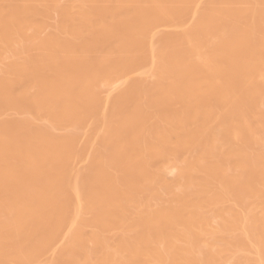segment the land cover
<instances>
[{
    "label": "bare ground",
    "instance_id": "obj_1",
    "mask_svg": "<svg viewBox=\"0 0 264 264\" xmlns=\"http://www.w3.org/2000/svg\"><path fill=\"white\" fill-rule=\"evenodd\" d=\"M0 264H264V0H0Z\"/></svg>",
    "mask_w": 264,
    "mask_h": 264
}]
</instances>
